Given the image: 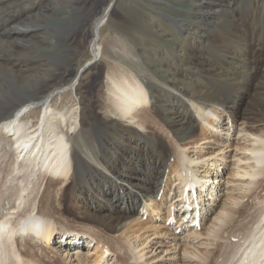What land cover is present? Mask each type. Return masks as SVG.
Here are the masks:
<instances>
[{
	"label": "bare ground",
	"instance_id": "1",
	"mask_svg": "<svg viewBox=\"0 0 264 264\" xmlns=\"http://www.w3.org/2000/svg\"><path fill=\"white\" fill-rule=\"evenodd\" d=\"M12 1L14 5L23 0ZM156 1L162 4L161 0ZM197 1L199 11L192 22L158 13L180 35V40L169 43L168 48L156 46L149 53L155 60L158 57L160 64L175 60L168 68V80L146 62L129 39L101 38L109 10L120 0H111L96 17H85L73 26L75 31L68 32L71 42L82 43V34L90 25L92 58L81 65L71 82L55 86L42 97L38 93L46 82L26 92L27 89L2 80L7 72L31 75L37 69L36 65L29 66L30 60L14 58L19 49L16 47L10 54L6 45L20 46L37 38L38 25L24 26L19 21L13 31H7L9 37L1 42L0 50V264H71L70 254L66 257L58 248L65 252L76 245L74 250L83 251L72 230L57 226L60 218L57 219L49 199L44 195L37 202L41 180L47 176L63 179L77 206L88 212V223L102 227L93 228L94 231L91 227L87 236L88 246H96L95 264L109 252H114L118 264H264V118L259 112L264 110V64L261 80L255 84V68H246L247 89L234 97L223 99L204 84L212 75L227 77L232 83L239 81L217 72L220 67L207 75L202 68L191 66L193 49L202 54L216 53L213 42L227 41L226 36L210 32V26H217L219 21L208 18L215 13L223 15L229 5L213 11L205 1ZM41 3L34 1L32 7H45ZM8 17L16 22L20 15L10 12ZM51 27L55 33L60 31L53 23ZM4 28L0 27V39L5 36ZM156 33L163 32L159 28ZM236 40L242 45L239 37ZM246 45L249 48L251 41L247 39ZM245 47L231 48L222 56L225 61L231 58L234 62L233 55H239L238 50ZM104 55L114 63L107 69L105 90L99 98V111L93 115L95 124L91 131L82 121L77 87L84 72ZM52 73L54 78L55 71ZM155 92L162 94L160 100L155 99ZM249 110L253 113L249 114ZM200 124L204 144L212 145L207 152L206 146L198 144L195 133ZM184 139L186 144L181 142ZM228 162L232 164L230 178L222 182ZM170 164L175 166L173 177H167ZM218 190H226L223 195L227 202L220 207ZM164 200L170 203L166 223L173 215L169 222L175 224L178 218L177 226L169 228L172 231L163 240L150 243L146 241L151 237L148 236L141 242L136 232L150 220L142 221L139 208L153 220L161 215ZM210 206L219 209L207 228L213 214ZM130 224L138 226L132 228L138 242L114 235ZM200 227H206L207 232H200ZM179 228L181 232L191 229L194 235L178 242ZM151 235L161 238L159 230ZM172 242L175 247L169 249L175 250L173 254L162 257L159 254L168 249H161L154 255L163 244ZM179 246L184 247L182 252ZM200 246H205L207 253ZM79 256L78 264H87V258Z\"/></svg>",
	"mask_w": 264,
	"mask_h": 264
},
{
	"label": "rangeland",
	"instance_id": "2",
	"mask_svg": "<svg viewBox=\"0 0 264 264\" xmlns=\"http://www.w3.org/2000/svg\"><path fill=\"white\" fill-rule=\"evenodd\" d=\"M34 1L37 0H23L18 4L12 5L11 4L13 2L12 0H2V3L0 4L1 6L0 27L3 28L5 27L4 29L6 31L5 36L1 37L2 39H0V50L3 49V45H2V43L4 42L3 40L9 37V33L13 31V28L15 27V25H17L19 21H22L21 24L24 26H30L29 24L38 25L37 30L39 33V36H37V38L25 42L26 44L20 43V46L11 44L12 47L10 45L9 46L6 45L7 46L6 48L11 51L10 54L13 53L12 52L13 49L14 51L17 48L19 49L18 54L15 55L14 58H19L20 60H26L27 62H29L30 60L29 66L31 67L33 65H36L37 69L33 70L32 73H30L31 75H29L28 73L20 74L15 72L14 73L7 72L6 75L8 74L7 75L8 77L4 75L2 80L3 81L8 80L6 81L8 85H15L18 88H22L24 90L27 89L26 92L30 91L32 89V86L36 87L41 83L46 82V86L41 88L42 92L38 93V96L42 97L45 92H48L55 86L63 85L71 82L76 72L81 67V65L86 64L92 58L91 44H90V40L92 37V30L90 25L88 24L87 29L82 34V38H83L82 43H80L79 40H77L76 42H71L69 39L68 32L70 31L71 33L75 31L76 27L73 26H77L78 23H80V21L83 20L85 17L90 19L96 17L99 13L102 12V10H104L109 6L111 0H79V1L78 0L75 1L74 0H38L42 2L41 4L44 5L45 7L41 6L36 9L32 7V3ZM161 1L162 4H160L159 2L157 3L156 0H120V2L113 3V5L109 10L110 12L109 18L101 30V38L103 39V41L108 37H122V38L124 37L126 39H129L130 42H132V44H134L139 49V51L142 52L141 55L147 59L146 62L149 63L154 68V70L158 72L159 75L165 78V80H168L167 78V74L169 73L168 68L171 67V65H174L173 62H175V60L170 61V63L166 61L160 64V62L157 61L158 57L155 60L153 56L150 55L149 53L152 52V50L156 46H159L162 49L168 48L169 43L176 41L178 42L180 40L179 39L180 35L178 30L171 26L170 24L171 22L169 23L163 17L164 15L162 16V14H158V13L165 12L176 18L192 22L194 21L193 20L194 14L199 11L198 10L199 2L197 0H189V1L161 0ZM203 1L206 2L208 9H211L213 11L221 9V7L224 5L225 6L229 5L230 8L226 7V9L227 8L229 9L224 11L223 15H221L220 13H215L212 14L210 18H208V20L217 19L219 21L218 22L219 24L217 26H210L209 28L210 32L213 35L218 33L224 37L226 36L227 41H223V43L213 42L214 46H216L215 47L216 49L212 48V50H215L214 52L216 53L211 52V54H207V53L202 54L199 53L196 49H193L192 53H193L194 61L191 63V66H194L196 68L199 67L202 68L205 71V74L207 73V75L208 73H212L211 70L220 67L217 70V72L220 71L223 74L227 75L228 77L231 76V78L237 79L239 81L238 84L235 83V81L234 83H232L230 80L227 79V77L212 75L207 78V81L209 83L206 81L204 82V84H208L209 87L211 86L212 89L214 88V90H216V92L220 95L221 98L225 99L231 96L234 97L239 92H243L245 89H247L248 78L247 75L245 74L246 68H250V67L255 68L254 70L255 74L253 78L254 84L261 80V74L264 64L263 62L264 60V0H203ZM10 12H15L17 15L18 14L20 15V17L16 20V22L11 21L10 18L8 17V13ZM52 23L57 26L58 30H60L59 32L57 31L58 33H55V29L51 27ZM152 26H154V28ZM68 28H70V30H68ZM155 28L157 29L160 28V30L163 33H159V34L156 33L157 29ZM7 31L9 32L8 34ZM237 37H239L240 41H243L242 45L241 43L237 42L236 40ZM247 39L251 41V46L249 48L248 45H246ZM241 46L243 47L246 46L244 50L242 48L238 50V54L241 56L233 55L236 56L237 60L235 59L233 62V60L230 58L229 60L225 61V57L222 56V54H224L226 50H231V48L233 49L240 48ZM31 58L34 60V63L33 60H31ZM111 61L112 60L109 59L108 56L106 55L102 56L100 62L98 61L97 63L92 64L90 68L86 72H84L77 87V97H79L80 100L78 105L80 106V114L82 115V121L85 123L88 129L91 128L90 129L91 131L93 130L91 126L95 124L93 115L95 112L99 111V103H100L99 98L100 95H102L105 90L104 79L107 69L108 67H110L109 64L113 65L114 63L113 61L112 62ZM54 71H55L54 78H51L53 74L52 72ZM155 93L154 96L156 100L162 98L161 93L157 92L156 95ZM259 112H261L260 118H264V113H263L264 110L259 109ZM250 113H253V111L250 112L249 110V114ZM195 133L198 138L197 139L198 144L203 148L206 146L205 148L207 149L204 148V151L207 152L209 150L208 148L212 145H210V143L208 142L204 144L205 136L202 134L201 124L197 126V128L195 129ZM181 142L183 144H186L187 139H184ZM228 164L229 165L223 170L224 177L222 179V182L230 178V173L232 171V164H230L229 162ZM223 166L224 165H222L221 167ZM174 169H175L174 164H170L166 171L167 177L174 176L175 174ZM43 179L41 180V185H40V187L42 188L38 189L39 194L37 197V202L40 200V198L47 197L51 204V208L53 209V211L55 210L54 212H56L55 214L57 216V219L60 218L58 219V222L60 224L58 223L57 226H60L61 228L68 227L69 230H72V233H74L72 234V236L73 237L76 236L75 238H77V241L79 239L80 241L79 246H81L80 249L82 250L83 248V251L77 252V250L74 249L78 247L76 245H72L69 247V250L65 252L59 248L58 250H60V252L62 253H65V255L67 253L70 254L69 260L72 261L71 264L74 263L78 264L77 258L79 254H81V256H79L80 258H85V257L87 258L88 260L87 264H95L94 261L96 262V260H94V258H96V249H95L96 246L94 247L88 246L90 239H87V236L90 233L91 229L92 231H94V229H102V227L99 224L93 223L94 225L93 224L90 225L88 223V221L86 220L88 212L85 209H83L81 205L79 207L77 206L79 204L76 202V198H74L73 195L69 193L70 190L68 189L66 190L67 183L63 179L61 178L53 179L52 177L49 176ZM49 183L51 184L49 185ZM52 183H54V186ZM172 183L173 182L171 181L170 182L171 186L174 185V184L172 185ZM171 186L168 185L170 189ZM170 189H168L169 191H167L166 193L167 198L169 197ZM225 191L226 190L219 191V197L222 198L219 207L223 203L225 204L227 202L226 196L223 195L225 194ZM242 192H244V190ZM240 199H242V197ZM208 202L211 204L210 201H207L206 203ZM169 204H170L169 201L164 200L161 215L153 218V220L151 219L150 214L146 212V210H142V208H139V211L141 212V216L139 215V217L142 218V221H146V219L150 220V222H147V224H145L142 227V230H139L138 233L136 232V235H139L141 237V238L139 237L141 239V242L148 236L151 237L150 239L148 238L146 241L150 243H155L157 242L156 240H160V239L163 240L172 231L169 228L177 226L179 222L178 218L175 219V221H178L175 224H171L169 222L172 220V217H174L173 215L170 217L171 219H168V223H166L165 218L167 216V211H168L167 207ZM219 207L216 206L209 207L213 211V214L211 213L212 216L210 215V217L208 218L206 225L207 228L212 225L211 221L214 219L213 218L214 214L216 210L219 209ZM172 213L174 212L172 211ZM82 216L84 217V219ZM132 226H133L132 224L125 226L124 228H122L123 230L121 229V231L117 232V234L114 235L116 237L119 235L118 237H120L121 240L131 239L133 242L136 241V238L133 237L135 235H133L134 233L132 231V228L138 226H133V227ZM205 228L201 229L200 227L199 229L200 232L206 233L207 228L206 229ZM128 229H131L130 232ZM87 230H89V232ZM156 230H159V233L161 234L160 235L161 238H158L156 235H151ZM190 230L191 229H186V230L183 229V231L181 232V229L179 228L177 230V233L179 232L178 242L184 241L183 238L186 236H193L194 234H191ZM56 237H59V235L57 234ZM140 239H138L136 242H138ZM56 241L58 243V240ZM82 242H83V246H82ZM203 242H207V241L204 240ZM173 243L175 242H172L170 244H163L165 246L162 245L158 250H156L154 255L159 254L161 249L162 250L168 249V251H166L164 254H159L162 257L166 258L169 256L170 253L173 254L174 249L171 250L169 249L171 247L172 248L175 247ZM159 245L160 244L156 246L158 247ZM196 245H199V243H196ZM182 248L184 247L179 246L181 252H182L181 250ZM200 248L201 250L203 249L202 251H204V253H207L206 251L207 249L205 246H200ZM188 250L191 251V248L187 249V251ZM75 253L78 254V256H76ZM152 253L148 254L147 258H150ZM167 253H169L168 256H166ZM51 255H53V252H51ZM115 256L116 255L114 254V252H109L107 253L105 258L100 260L99 264H116V263L118 264V262L115 261L117 260V256L116 257ZM183 262L185 264H189L187 261H183ZM167 263L168 262H166L165 264ZM150 264H155V262L151 261Z\"/></svg>",
	"mask_w": 264,
	"mask_h": 264
}]
</instances>
